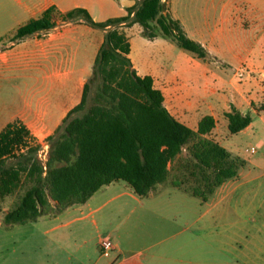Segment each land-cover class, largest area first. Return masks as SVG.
I'll return each instance as SVG.
<instances>
[{"label":"crops","instance_id":"1","mask_svg":"<svg viewBox=\"0 0 264 264\" xmlns=\"http://www.w3.org/2000/svg\"><path fill=\"white\" fill-rule=\"evenodd\" d=\"M134 3L0 0V136L22 125L29 143L42 148L80 102L105 30L81 20H60L64 13L83 8L95 21H104L125 14ZM165 4V12L179 22L188 38L203 46L207 56L198 58L172 38L148 39L134 23L123 29L132 66L139 76L152 77L163 105L182 124L196 130L203 116H211L214 125L208 136L242 165L205 201L197 198L200 206L192 211L188 194L166 185H157L142 198L124 182L114 181L84 203L34 221L9 225L0 218V264L251 261L238 257L235 242L207 238L199 223L209 213L218 221L245 200L246 208L264 218L260 210L264 155L256 156L264 149V109H260L264 105V0H165ZM45 12L52 14L54 27L12 40L19 27ZM14 88L19 90L17 98L12 96ZM231 106L251 118L249 125L234 134L228 131L225 115ZM105 237L114 245L110 257L99 249V240Z\"/></svg>","mask_w":264,"mask_h":264},{"label":"trees","instance_id":"2","mask_svg":"<svg viewBox=\"0 0 264 264\" xmlns=\"http://www.w3.org/2000/svg\"><path fill=\"white\" fill-rule=\"evenodd\" d=\"M165 9V0H135L125 14L104 21H95L83 8L61 16L60 20H81L105 33L80 102L46 138L49 150L44 163L37 158L41 146L29 143L24 126L0 136V218L4 224H23L84 203L114 181L124 182L142 198L162 184L205 201L215 187L235 176L242 161L230 157L208 136L213 118L203 116L196 130L176 120L163 105L152 77L139 76L129 59L130 43L123 29L134 23L148 39L172 38L198 58L207 56L203 46L188 38ZM55 25L52 14L45 12L19 27L12 40ZM94 80L98 83L91 104L73 116L85 109ZM225 115L230 134L251 121L232 106Z\"/></svg>","mask_w":264,"mask_h":264},{"label":"rangeland","instance_id":"3","mask_svg":"<svg viewBox=\"0 0 264 264\" xmlns=\"http://www.w3.org/2000/svg\"><path fill=\"white\" fill-rule=\"evenodd\" d=\"M57 19H60V17L58 16ZM130 36L134 39V33L130 32ZM97 83L98 80L90 82L85 109L74 113L73 116L82 114L91 104ZM18 95L19 90L14 88L12 96L17 98ZM44 145L45 146L40 148L37 153V158L41 163H44L48 156L49 143L47 140H45ZM251 149L254 150V148ZM263 155L264 149L259 150L256 156L262 158ZM261 192H264V189H261ZM17 196L16 194L9 199V206L17 199ZM187 197L191 200V211L193 208H198L200 206L199 204L201 202L197 198L190 195H187ZM246 207L247 200L243 201L240 206H237L234 210L232 209L231 212L218 221H215L214 217H212V213H209L203 217L199 226L205 227V235L211 240H218L226 243L235 242L237 248L235 251L238 257L244 259L251 258V261L248 262L249 264H264V218L259 217L255 213V209L252 210L250 208L251 211ZM260 210H264V201ZM191 219L193 220V216H191Z\"/></svg>","mask_w":264,"mask_h":264},{"label":"built area","instance_id":"4","mask_svg":"<svg viewBox=\"0 0 264 264\" xmlns=\"http://www.w3.org/2000/svg\"><path fill=\"white\" fill-rule=\"evenodd\" d=\"M238 75L240 76L241 73H238ZM99 249L103 256L110 257L114 250V245L109 238L105 237L99 240Z\"/></svg>","mask_w":264,"mask_h":264}]
</instances>
